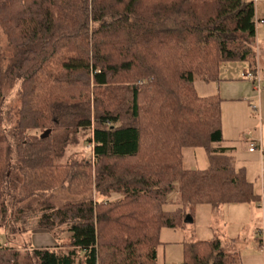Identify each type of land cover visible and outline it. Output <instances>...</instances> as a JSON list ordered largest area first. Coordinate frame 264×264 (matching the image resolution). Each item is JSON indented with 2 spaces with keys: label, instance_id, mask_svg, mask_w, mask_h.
<instances>
[{
  "label": "trees",
  "instance_id": "16d2710c",
  "mask_svg": "<svg viewBox=\"0 0 264 264\" xmlns=\"http://www.w3.org/2000/svg\"><path fill=\"white\" fill-rule=\"evenodd\" d=\"M254 19L251 0H0L6 240L67 236L28 249L35 264H157L161 231L198 207L259 204L226 154L221 99L194 86L218 82L228 63L255 68ZM15 85L18 105L6 109ZM187 149L205 152L204 170L184 167ZM20 257L0 247V264ZM181 264L239 257L211 238L183 243Z\"/></svg>",
  "mask_w": 264,
  "mask_h": 264
},
{
  "label": "crops",
  "instance_id": "0c3cea01",
  "mask_svg": "<svg viewBox=\"0 0 264 264\" xmlns=\"http://www.w3.org/2000/svg\"><path fill=\"white\" fill-rule=\"evenodd\" d=\"M251 1L254 3L255 21L258 24L255 30V67L257 66L264 78V26L259 24L264 21V0ZM248 71L250 67L247 63L223 65L220 68V80L207 84L214 87L207 90L208 94L201 96L218 95L221 99L222 136L226 154L234 159L237 169L245 172L247 180L252 183L261 202L232 204L218 210L206 206L198 207L196 210L203 212L207 220L206 229L210 230V235L203 230L200 238H193L187 242L218 238L224 252L238 255L239 264H264V181L260 180V155L257 151H249L252 145L264 147V89L256 93L252 83L241 78L242 74ZM252 107L257 108V111H253ZM188 153L186 168L204 170L207 167V157L202 149H192ZM233 224L239 227L238 234L230 230ZM165 236L167 234L163 229L160 239L165 241L163 239ZM165 251V248L161 250L162 258Z\"/></svg>",
  "mask_w": 264,
  "mask_h": 264
},
{
  "label": "rangeland",
  "instance_id": "374dc122",
  "mask_svg": "<svg viewBox=\"0 0 264 264\" xmlns=\"http://www.w3.org/2000/svg\"><path fill=\"white\" fill-rule=\"evenodd\" d=\"M0 47L1 50L4 52V54H7V44L5 40V36L3 35L1 29H0ZM1 51L2 56L7 57V60H2L1 66L4 70L7 67L8 63V56L4 55ZM195 89L197 90V93L201 96L202 94H208L207 90L214 86H209L202 82L199 79H195L194 82ZM3 97H4V106L6 109H15L18 105L17 103V85L13 87L12 89L5 87L3 91ZM192 149H187L184 151V167L188 166V151H191ZM75 152H81L82 154H85L87 157L90 155V149L87 148V145H80L76 148ZM174 206L172 203H168L165 206V209L167 211L173 210ZM186 217H184L181 221L180 228L176 230L172 229H164L167 236H165L163 239L165 241H160L163 246L158 248L157 251V264H161L163 261V264H181L182 258H183V243L187 242L188 240H191L193 238H200L203 234V230H206V234L210 235V230H207L206 227L208 226L207 220L205 219V216L203 212H198L197 210L193 213L192 223H185ZM205 226V228H204ZM239 227L236 225H231L230 230L234 234L239 233ZM61 241L56 240L53 235L46 231V230H37L22 236H16L15 240L12 242H8L4 236V232L0 230V241L2 245H6V247L0 245L3 249H9L14 248L18 250L21 253V257L19 258L18 263L19 264H35L34 260L28 256V249H39V248H46V247H54L59 245H63L67 243V236L63 235L61 237ZM165 248L164 257H161V250ZM159 261V263H158Z\"/></svg>",
  "mask_w": 264,
  "mask_h": 264
},
{
  "label": "built area",
  "instance_id": "2783aa9c",
  "mask_svg": "<svg viewBox=\"0 0 264 264\" xmlns=\"http://www.w3.org/2000/svg\"><path fill=\"white\" fill-rule=\"evenodd\" d=\"M254 24H255V30H256V28L258 27V24L256 23L255 19H254ZM259 24L264 26V21L260 22ZM241 78L247 82L252 83L254 91L256 93H259L262 89H264V78L262 77L257 66L253 70H250L242 74ZM252 109L255 112L257 111V108L252 107ZM249 151L250 152L257 151L259 153L260 163H261L260 180L264 181V147L261 145L259 146L252 145ZM0 245H2L1 241H0ZM2 246L6 247V245H2Z\"/></svg>",
  "mask_w": 264,
  "mask_h": 264
},
{
  "label": "water",
  "instance_id": "95a60500",
  "mask_svg": "<svg viewBox=\"0 0 264 264\" xmlns=\"http://www.w3.org/2000/svg\"><path fill=\"white\" fill-rule=\"evenodd\" d=\"M46 136H47V133L43 134L42 138H45ZM184 222L185 223H192V219L190 218V216H186Z\"/></svg>",
  "mask_w": 264,
  "mask_h": 264
}]
</instances>
